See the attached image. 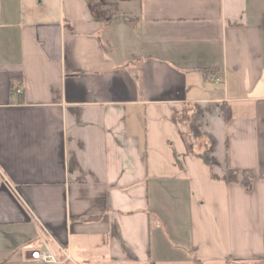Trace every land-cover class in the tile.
Listing matches in <instances>:
<instances>
[{"label":"crops","instance_id":"0c3cea01","mask_svg":"<svg viewBox=\"0 0 264 264\" xmlns=\"http://www.w3.org/2000/svg\"><path fill=\"white\" fill-rule=\"evenodd\" d=\"M117 2L0 0V264H264V0Z\"/></svg>","mask_w":264,"mask_h":264},{"label":"trees","instance_id":"16d2710c","mask_svg":"<svg viewBox=\"0 0 264 264\" xmlns=\"http://www.w3.org/2000/svg\"><path fill=\"white\" fill-rule=\"evenodd\" d=\"M88 3L91 4V1L88 0ZM92 11H93V18L98 21L103 22H110L115 19H122L127 25L130 24L134 20V16L127 15L124 13H121L119 10L118 4L116 2H108L103 0H98L93 2L92 4ZM223 115L225 120H229L231 118V111L230 108L223 105L222 107ZM246 177L249 178V176L246 174V171L243 172V176L241 178V182L243 185H248L249 181L246 182ZM225 182H231V181H238V173L235 170L228 169L226 173L220 177ZM249 180V179H248Z\"/></svg>","mask_w":264,"mask_h":264},{"label":"built area","instance_id":"2783aa9c","mask_svg":"<svg viewBox=\"0 0 264 264\" xmlns=\"http://www.w3.org/2000/svg\"><path fill=\"white\" fill-rule=\"evenodd\" d=\"M219 80H220L219 77H215L216 82H218ZM17 92L20 93L21 89L19 88ZM40 226L43 233L39 242L40 248L31 251V258L47 264H65V262L69 259V255L59 244L56 243L51 233L42 224H40ZM55 243L57 249H59L62 252L61 258L57 256V254L54 251H52L50 247V244L55 245Z\"/></svg>","mask_w":264,"mask_h":264},{"label":"rangeland","instance_id":"374dc122","mask_svg":"<svg viewBox=\"0 0 264 264\" xmlns=\"http://www.w3.org/2000/svg\"><path fill=\"white\" fill-rule=\"evenodd\" d=\"M89 1H91V7H92L93 2L98 1V0H89ZM103 1L116 2L118 4L117 0H103Z\"/></svg>","mask_w":264,"mask_h":264}]
</instances>
